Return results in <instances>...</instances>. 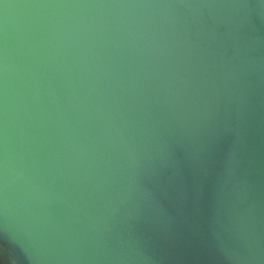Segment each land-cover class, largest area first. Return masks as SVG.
<instances>
[{"label": "water", "instance_id": "1", "mask_svg": "<svg viewBox=\"0 0 264 264\" xmlns=\"http://www.w3.org/2000/svg\"><path fill=\"white\" fill-rule=\"evenodd\" d=\"M0 264H264V0H0Z\"/></svg>", "mask_w": 264, "mask_h": 264}]
</instances>
